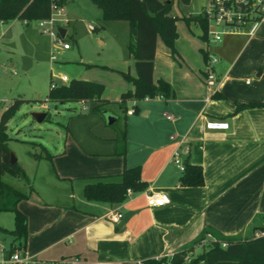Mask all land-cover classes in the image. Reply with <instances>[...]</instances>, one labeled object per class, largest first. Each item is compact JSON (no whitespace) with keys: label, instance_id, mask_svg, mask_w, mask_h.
Segmentation results:
<instances>
[{"label":"crops","instance_id":"0c3cea01","mask_svg":"<svg viewBox=\"0 0 264 264\" xmlns=\"http://www.w3.org/2000/svg\"><path fill=\"white\" fill-rule=\"evenodd\" d=\"M203 3L194 13L177 15L184 23L179 28L176 20L175 57L157 38L153 79H167L174 95L143 97L147 103L141 119L134 110L125 111L131 118L128 123L125 119L124 155L114 153L115 135L95 137L86 144L70 137L68 146L47 158L53 168L43 174L37 169L43 185L35 183L34 175V185L26 190L29 196L19 202L27 215L28 254L46 259L77 255L76 264H136L193 244L205 228L240 237L264 233V105L238 106L264 101V19L253 34L226 33L210 43L200 36L202 29L195 20L182 18L196 14ZM62 9L66 14V4ZM63 27L66 33L67 26ZM204 50L218 58L213 65L214 90L205 83ZM131 74L136 76V69ZM127 89H133V83L118 80L113 100L120 102ZM210 119H224L228 127L207 128ZM180 138L189 146L185 162L201 166L202 184L180 183L182 172L172 160ZM135 164L140 165L145 188L131 189L120 202L83 195L93 176L117 174ZM150 188L165 192L169 202L148 206L144 190ZM115 209L123 212L117 222L108 217ZM14 222L13 218L11 228Z\"/></svg>","mask_w":264,"mask_h":264},{"label":"rangeland","instance_id":"374dc122","mask_svg":"<svg viewBox=\"0 0 264 264\" xmlns=\"http://www.w3.org/2000/svg\"><path fill=\"white\" fill-rule=\"evenodd\" d=\"M201 1L184 3L173 0L172 13L178 16L186 13V10L194 13ZM65 4L66 14H63L60 6L62 13L54 16L58 18L56 25L67 26V32L63 37L59 36V40L42 29L36 20L27 24L21 19L0 23V109L7 108L18 98L24 99L8 121V145L28 177L25 180L6 174L5 179L25 191L29 189V184L34 185V175L37 176L35 183L43 185V180L35 174L37 169L43 174L53 168L49 159L39 161L33 156L34 152L43 153L42 145L53 153L68 146L66 141L70 137L86 144L95 137L114 136L125 119L128 123L131 118L125 109L133 108L134 116L141 119L143 106L147 103L144 98H128L122 102L112 98L118 80L132 83L122 75L121 70L130 74L135 72L134 58L128 50V21L103 20L101 9L91 0H67ZM178 20L180 28L184 21L180 17ZM88 23L95 28L89 29ZM63 42H68L70 46L64 48ZM58 74L101 82L104 85L101 95H107L110 100L97 108L95 106L99 100L51 99L47 97L50 82L63 83ZM38 110L47 112L41 121H37L32 114ZM109 114L117 117L113 123H108ZM129 128L133 134L136 127L132 125ZM13 218L12 211L0 212L1 223L9 228L13 225ZM261 234L264 233H253ZM11 238L10 231L0 230V243L6 249L10 246ZM213 240V235L205 232L186 251L185 260L204 251ZM171 255H166V258L169 259ZM168 259L161 264H167Z\"/></svg>","mask_w":264,"mask_h":264},{"label":"trees","instance_id":"16d2710c","mask_svg":"<svg viewBox=\"0 0 264 264\" xmlns=\"http://www.w3.org/2000/svg\"><path fill=\"white\" fill-rule=\"evenodd\" d=\"M91 1L101 9L103 20L126 19L128 21L130 33L128 50L134 58L136 76L131 75L128 71L121 70L122 75L133 83V89L121 92V102L127 98L138 99L158 95L163 97L173 96L174 88L167 79L162 77L156 80L153 79V59L158 37L169 48L171 56L175 57L176 20L178 16L171 13L173 0ZM181 1L188 3L190 0ZM53 2L63 6L67 0H0V20L10 21L21 18L26 22H30L32 20L47 19L51 14V4ZM182 18L187 22L191 19L195 20L202 29L200 36L207 40L206 23L200 15L189 14L183 15ZM203 55L206 61L208 57L206 50H204ZM103 89L104 85L101 82L73 77L66 83H59L55 86L50 85L47 97L60 101L69 99L99 100V104L95 107L100 108L101 105L109 101L101 97ZM23 101V98L14 100L3 110L0 120V212L12 211L15 221L14 227L11 229L0 223V230H8L12 233L9 244L11 250L17 247L25 249L27 237V215L19 207V202L27 198L29 194L5 179L6 174H13L28 180L25 168L19 161L11 162V148L8 145L10 140L8 121ZM248 105H264V101L238 104L239 107ZM125 110L127 111V108ZM114 139L116 142L114 153L124 155L126 150L125 121L121 128H117ZM42 146L43 153L34 152L33 156L36 159L45 157L51 160L54 154L44 145ZM92 178L91 181L85 183L83 195L88 199L99 201L120 202L126 198L128 187L133 190H140L147 185L141 179L139 164L125 165L117 174L97 175ZM179 180L184 185L202 184L201 166L186 161L185 169ZM205 232L211 233L214 240L208 248L188 260H185V255L192 244L173 252L169 259L166 258V255L148 257L136 264H161L165 259H168L167 264H264V234L240 237L225 235L212 228H205L199 237L204 235Z\"/></svg>","mask_w":264,"mask_h":264},{"label":"built area","instance_id":"2783aa9c","mask_svg":"<svg viewBox=\"0 0 264 264\" xmlns=\"http://www.w3.org/2000/svg\"><path fill=\"white\" fill-rule=\"evenodd\" d=\"M60 13H62L60 6L53 2L51 4L50 16L47 19L38 20L40 27L56 37L55 39L57 40H59V36L61 35L57 29L58 25L55 24L58 18L54 16ZM196 14L200 15L206 23L205 33L207 41L217 43L226 33L246 32L253 34L264 19V0H204L202 8ZM62 21L66 22V20ZM87 27L91 30L94 29L92 23H88ZM62 46L67 48L70 44L63 42ZM207 54L208 57L205 61V83L210 89L214 90L217 77L213 71V65L218 58L210 52H207ZM52 56L54 57V55ZM58 77L61 81L68 79L65 74H58ZM50 85L55 86L56 83L51 81ZM3 110L0 109V120ZM127 112L131 113L133 109L129 108ZM205 126L207 128H227L228 122L224 119H210L206 121ZM170 137L175 139L174 135ZM184 141L183 138L177 139L172 151V160L180 172H183L185 169L184 155L189 152V146ZM131 192V188L128 187L126 193L131 194ZM144 194L146 202L150 207L162 206L169 202L168 195L157 189H145ZM122 215L121 209H115L109 213L108 217L112 221L117 222ZM79 260L80 257L77 255L64 256L57 259L41 258L28 254L23 248L17 247L11 250L8 247L6 249L0 243V264H76Z\"/></svg>","mask_w":264,"mask_h":264},{"label":"water","instance_id":"95a60500","mask_svg":"<svg viewBox=\"0 0 264 264\" xmlns=\"http://www.w3.org/2000/svg\"><path fill=\"white\" fill-rule=\"evenodd\" d=\"M57 29L60 35L63 37L65 35L66 28L63 26H59ZM32 114L37 121H41L44 119L46 112L43 110H38V111H33ZM114 120H115V116L109 114L108 123H112ZM11 156H12L11 162H16L18 160V158L12 151H11Z\"/></svg>","mask_w":264,"mask_h":264}]
</instances>
